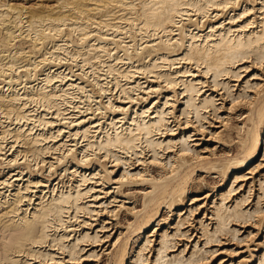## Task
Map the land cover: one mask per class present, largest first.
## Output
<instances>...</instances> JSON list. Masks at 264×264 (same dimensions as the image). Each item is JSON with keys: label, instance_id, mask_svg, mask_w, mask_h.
I'll list each match as a JSON object with an SVG mask.
<instances>
[{"label": "bare ground", "instance_id": "bare-ground-1", "mask_svg": "<svg viewBox=\"0 0 264 264\" xmlns=\"http://www.w3.org/2000/svg\"><path fill=\"white\" fill-rule=\"evenodd\" d=\"M261 231L264 0H0V264H264Z\"/></svg>", "mask_w": 264, "mask_h": 264}, {"label": "rangeland", "instance_id": "rangeland-1", "mask_svg": "<svg viewBox=\"0 0 264 264\" xmlns=\"http://www.w3.org/2000/svg\"><path fill=\"white\" fill-rule=\"evenodd\" d=\"M222 146H220L219 148H221ZM206 176V175H205ZM213 177H214V175L212 174V175H210V176H206V181H209V180H211V179H213ZM204 188V189H203ZM202 188V190H200V193H202L204 190H206V188H205V186ZM202 194H204V193H202ZM202 194H200V195H202ZM189 202V201H188ZM188 202H187V204H188ZM186 204V205H187ZM195 216H197V218H198V216L199 217H201L202 216V214H196ZM192 220V219H191ZM190 227V226H189ZM195 227V228H194ZM197 227H199V223L198 222H196V219L193 221V224L191 225V227H190V230H189V233L192 235L191 237L192 238H194V236H195V234H197V235H199L198 233H200V229L198 230V228ZM197 228V229H196ZM196 229V230H195ZM241 229H242V231H245V232H243V235L245 234V233H247L249 230H252V232H256L257 231V228H255V227H251V226H244V227H241ZM188 233V234H189ZM259 235V236H258ZM257 236L258 237H256L255 239L256 240H258V241H262L263 240V232L261 231L259 234H258ZM197 237L198 236H195V238H194V240H192L191 241V243H192V245H191V247L193 246V242L197 239ZM226 237V238H225ZM224 238H221V241H222V243L220 244V243H218V245H214V246H212L213 248H215V249H219V251L221 250H224L225 252H221V253H219V255H216L214 258H213V261L211 262L212 264H214V262L216 263V261L220 258V257H223V256H225L226 258H230L229 256H232V251H234V250H239V249H243V248H245V245L244 244H242L241 242H236L235 240H233V239H230V236H225ZM191 238V239H192ZM228 238V239H227ZM258 238V239H257ZM232 241V242H231ZM180 242H182V243H180ZM179 243H180V245L182 246L185 242H187L186 241V239H181V241H180ZM179 245V246H180ZM180 246V247H181ZM259 249H262V247H260ZM227 250V251H226ZM232 250V251H231ZM228 251H230V252H228ZM226 253H227V255H226ZM231 255H230V254ZM220 254H222V255H220ZM229 254V255H228ZM242 255H247V253L245 252V253H243ZM219 256V257H218ZM238 257H239V254H238ZM215 259H217L216 261H215Z\"/></svg>", "mask_w": 264, "mask_h": 264}]
</instances>
